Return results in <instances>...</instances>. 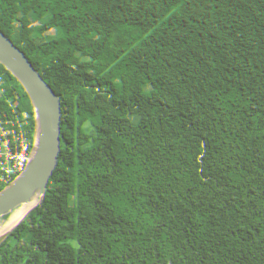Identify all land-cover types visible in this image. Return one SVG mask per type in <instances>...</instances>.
I'll list each match as a JSON object with an SVG mask.
<instances>
[{
  "label": "trees",
  "instance_id": "trees-1",
  "mask_svg": "<svg viewBox=\"0 0 264 264\" xmlns=\"http://www.w3.org/2000/svg\"><path fill=\"white\" fill-rule=\"evenodd\" d=\"M0 264H264V0H0Z\"/></svg>",
  "mask_w": 264,
  "mask_h": 264
}]
</instances>
